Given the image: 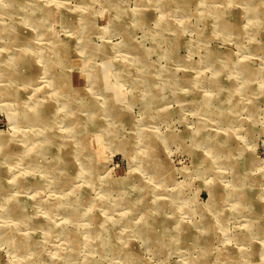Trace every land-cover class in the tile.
I'll return each instance as SVG.
<instances>
[{
  "label": "rangeland",
  "instance_id": "obj_1",
  "mask_svg": "<svg viewBox=\"0 0 264 264\" xmlns=\"http://www.w3.org/2000/svg\"><path fill=\"white\" fill-rule=\"evenodd\" d=\"M0 264H264V0H0Z\"/></svg>",
  "mask_w": 264,
  "mask_h": 264
},
{
  "label": "bare ground",
  "instance_id": "obj_2",
  "mask_svg": "<svg viewBox=\"0 0 264 264\" xmlns=\"http://www.w3.org/2000/svg\"><path fill=\"white\" fill-rule=\"evenodd\" d=\"M258 10V9H257ZM7 29V28H6ZM14 212V215L17 217L18 216V211L14 208V210H12Z\"/></svg>",
  "mask_w": 264,
  "mask_h": 264
}]
</instances>
